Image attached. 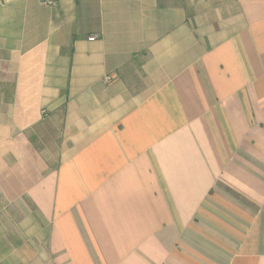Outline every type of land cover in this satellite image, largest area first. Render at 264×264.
Returning <instances> with one entry per match:
<instances>
[{
    "label": "crops",
    "instance_id": "crops-1",
    "mask_svg": "<svg viewBox=\"0 0 264 264\" xmlns=\"http://www.w3.org/2000/svg\"><path fill=\"white\" fill-rule=\"evenodd\" d=\"M47 1L0 0V264H264V0Z\"/></svg>",
    "mask_w": 264,
    "mask_h": 264
},
{
    "label": "built area",
    "instance_id": "built-area-1",
    "mask_svg": "<svg viewBox=\"0 0 264 264\" xmlns=\"http://www.w3.org/2000/svg\"><path fill=\"white\" fill-rule=\"evenodd\" d=\"M46 5H55L56 1L55 0H49L47 2H45ZM94 37H92L91 39H93Z\"/></svg>",
    "mask_w": 264,
    "mask_h": 264
}]
</instances>
